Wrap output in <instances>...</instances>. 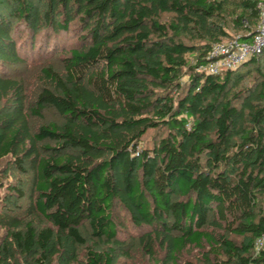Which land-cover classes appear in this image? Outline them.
<instances>
[{
    "label": "trees",
    "instance_id": "1",
    "mask_svg": "<svg viewBox=\"0 0 264 264\" xmlns=\"http://www.w3.org/2000/svg\"><path fill=\"white\" fill-rule=\"evenodd\" d=\"M258 2L0 0V102L8 101L0 113V161L30 164L37 193L30 212L53 224L38 231L0 212V264L9 247L32 256L31 264H51L62 253L59 243L84 245L86 222L94 237L115 241L117 206L134 227L149 230L147 249L153 254L157 241L167 264H177L188 246L208 247L212 264H264V249L255 251L264 233V55L243 64L256 66L260 82L253 87L242 85L237 69L197 70L215 43L252 38ZM15 21L26 26L32 54L36 45L46 53L52 39L58 45L54 38L73 24L79 31L78 43L61 49L63 72L42 69L46 86L33 110L53 106L63 125L34 131L24 82L2 75L28 61ZM42 29L45 41L36 42ZM184 69L190 75L183 90ZM150 130L164 135L141 146ZM46 140L57 142L49 156L41 152ZM226 233L250 241L239 245ZM83 264L115 263L110 252L88 247Z\"/></svg>",
    "mask_w": 264,
    "mask_h": 264
},
{
    "label": "rangeland",
    "instance_id": "2",
    "mask_svg": "<svg viewBox=\"0 0 264 264\" xmlns=\"http://www.w3.org/2000/svg\"><path fill=\"white\" fill-rule=\"evenodd\" d=\"M4 7H0V11ZM5 10V9H4ZM170 15L163 16V19L169 18ZM15 36L19 40V45L22 46V50L26 52L28 61L17 66H12L6 71H2L3 76L17 77L22 80L26 88L27 96V112L30 123L34 131L38 130L43 125H47L51 122H55L59 125H63L65 122L64 116L53 106H45L39 114L33 112L36 108V97L39 92L45 87V82L42 79V69L46 66H52L55 70L63 72L61 49H69L73 45L78 43L79 31L73 24L71 30L67 33H61L54 38L55 44L53 46L52 40H50L47 52L43 53V49L37 52V45L35 46V53L28 51L27 45V28L20 22L15 21ZM229 31L236 36L238 33L229 28ZM47 29H42L36 36V42L45 41V37L48 33ZM46 33V35H44ZM22 35V38L21 36ZM42 39V40H41ZM60 49H56L57 47ZM30 47V46H29ZM26 56V57H27ZM192 65L195 66L196 60L191 58ZM264 65V63H262ZM237 72L245 76L242 85L254 86L258 85L260 79L256 66H243L237 68ZM183 77L181 79V88L184 90L189 84V72L184 69ZM8 109V101L0 102V113L5 112ZM162 130H150L143 138L141 146H149L155 140H158L163 134ZM41 152L44 156H49L53 153L52 148L57 146V142L53 140H46L41 143ZM70 150H62L58 154H65ZM0 176L4 179V188H0V212L14 214L20 216L25 223L31 222L33 226L39 231L47 227H53V224L46 220L43 216L31 213L32 202L36 199L37 193L35 190V175L29 163L23 164L22 167H18L15 161L11 157L4 158L0 161ZM8 187H15L22 193L15 194L9 193ZM115 218L118 224V236L115 241H108L106 239H98L93 236L92 229L88 222L84 223L81 227L82 237L84 239V245H73L68 241L59 243L62 253L56 255L51 264H83L85 260V253L88 247H91L98 251H108L113 255L115 264H167L165 262L166 252L162 246L154 241L151 246L154 253L146 247V241L143 237L149 231L145 228H136L133 226L130 215L122 207L117 206L115 209ZM208 230H211L207 226ZM226 236L233 240L235 243L247 244L250 241V236H236L230 233H226ZM5 231L0 229V246L5 240ZM256 251V250H255ZM254 254H256L253 251ZM75 257L74 261L70 263V259ZM6 260V264H31L33 262L32 256L23 255L15 247H9V251H6L3 256ZM177 264H212L215 262V257L208 252V247L197 248L195 246H188L177 257ZM170 264V263H169Z\"/></svg>",
    "mask_w": 264,
    "mask_h": 264
},
{
    "label": "built area",
    "instance_id": "3",
    "mask_svg": "<svg viewBox=\"0 0 264 264\" xmlns=\"http://www.w3.org/2000/svg\"><path fill=\"white\" fill-rule=\"evenodd\" d=\"M257 8L260 20L256 32L250 40H231L215 43L207 56V63L197 68L205 74L219 75L235 70L253 57L264 55V0H259ZM264 249V233L255 241V250Z\"/></svg>",
    "mask_w": 264,
    "mask_h": 264
}]
</instances>
